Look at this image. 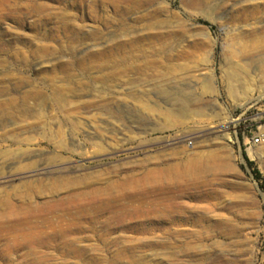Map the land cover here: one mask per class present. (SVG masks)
<instances>
[{"label": "rangeland", "instance_id": "rangeland-1", "mask_svg": "<svg viewBox=\"0 0 264 264\" xmlns=\"http://www.w3.org/2000/svg\"><path fill=\"white\" fill-rule=\"evenodd\" d=\"M259 134L264 0H0V264H264Z\"/></svg>", "mask_w": 264, "mask_h": 264}, {"label": "bare ground", "instance_id": "bare-ground-1", "mask_svg": "<svg viewBox=\"0 0 264 264\" xmlns=\"http://www.w3.org/2000/svg\"><path fill=\"white\" fill-rule=\"evenodd\" d=\"M164 176L172 179L171 177L174 176V173L170 169H168L167 171L164 172ZM158 188L165 194L170 193L169 187L166 186L164 183L158 184ZM72 200L73 199H63V201L66 204L67 203L71 204V208L72 207H74L73 209L77 208V212H78L80 209L79 206L80 204H77L75 203V201ZM63 201H58V202L55 201L53 204L50 205L51 206L50 209L46 207H40V209H38L34 213L26 214L21 218L16 216V217H9L6 220H0V237H1L0 239H2V241L8 246H10V244L12 243L13 247H17L20 245L29 246L30 244L39 246L40 244L49 243L48 241H52V242L59 241V239H62L63 237L60 236L59 234H55V232L59 229V227L55 226L57 222L56 223L54 222L53 220L54 217L49 215L55 213L58 210L57 205H61ZM116 202H118V199H107V198H95L92 201L93 206L101 207L102 209H109L115 213L124 211L125 208L120 204H116ZM90 204L91 202L88 201V202H84L82 205L84 207H88ZM44 208H46V210H44ZM71 213L66 211V214L68 215H71ZM70 217H74V216L72 215ZM51 231L52 233L48 234V232ZM30 237H31V241L33 240L32 238H35V240L32 242L29 241L28 239Z\"/></svg>", "mask_w": 264, "mask_h": 264}, {"label": "built area", "instance_id": "built-area-1", "mask_svg": "<svg viewBox=\"0 0 264 264\" xmlns=\"http://www.w3.org/2000/svg\"><path fill=\"white\" fill-rule=\"evenodd\" d=\"M262 142H264V134H259L253 139V143L254 144H259V143H262ZM187 144L188 145H192V141L188 140Z\"/></svg>", "mask_w": 264, "mask_h": 264}, {"label": "trees", "instance_id": "trees-1", "mask_svg": "<svg viewBox=\"0 0 264 264\" xmlns=\"http://www.w3.org/2000/svg\"><path fill=\"white\" fill-rule=\"evenodd\" d=\"M245 159H246V162H247L248 166H249L250 168H252L253 163H252L251 161H249L248 158H247L246 156H245ZM252 173H254V175H255L256 177L259 176V173H258V171H256V170H252ZM263 189H264V188H263Z\"/></svg>", "mask_w": 264, "mask_h": 264}]
</instances>
